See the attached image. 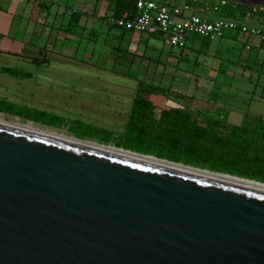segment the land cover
I'll use <instances>...</instances> for the list:
<instances>
[{"label": "water", "instance_id": "water-1", "mask_svg": "<svg viewBox=\"0 0 264 264\" xmlns=\"http://www.w3.org/2000/svg\"><path fill=\"white\" fill-rule=\"evenodd\" d=\"M77 142L0 124V264H264L263 190L146 159L264 184Z\"/></svg>", "mask_w": 264, "mask_h": 264}, {"label": "rangeland", "instance_id": "rangeland-1", "mask_svg": "<svg viewBox=\"0 0 264 264\" xmlns=\"http://www.w3.org/2000/svg\"><path fill=\"white\" fill-rule=\"evenodd\" d=\"M10 9L13 22L23 26L18 42L0 37V67L8 69L0 70L1 122L126 151L132 149L124 130L138 82L155 117L160 109H179L199 127L215 123V134L224 139L232 137L235 128L253 127L256 118L264 121V53L245 51L241 35L212 41L207 54L197 51L203 41L197 37L182 54L161 36L129 35L124 52L85 38L78 51L72 45H64L70 48L65 55L50 51L46 66L37 68L30 60L34 54L27 35L33 27H63L70 9L49 4L47 14H41L39 6L29 13L25 0H0L1 21ZM238 138L249 145L264 143L258 134L245 132ZM244 175L264 181V172Z\"/></svg>", "mask_w": 264, "mask_h": 264}, {"label": "trees", "instance_id": "trees-1", "mask_svg": "<svg viewBox=\"0 0 264 264\" xmlns=\"http://www.w3.org/2000/svg\"><path fill=\"white\" fill-rule=\"evenodd\" d=\"M117 17L124 11H132L133 5L126 1H116ZM194 6L205 7L206 11L220 18L234 19L241 16L246 7L242 5L219 0H187ZM42 8V4L39 5ZM45 11L48 9L45 7ZM81 15L72 12L65 32L72 36H81L83 28L77 23ZM237 35V32H232ZM121 36L124 33L120 34ZM148 36H156L150 34ZM69 40L54 43V47L62 43L65 47ZM211 40H203L197 50L207 54ZM78 46V43H74ZM116 50L117 47L115 48ZM184 50V49H183ZM181 50V53H183ZM187 60V57H184ZM188 61V60H187ZM8 71V69H3ZM130 79L135 78L133 72H128ZM146 91L142 83L137 84V95L133 98L125 125L124 135L132 145L130 152L140 155H148L157 159L181 164L212 173L229 175L264 184V181L256 180L244 175L245 172H264V143L249 145L247 141L238 138L240 134H258L264 138V121L256 118L253 127L243 126L232 131V137L224 139L215 134V123L209 122L206 127H199L191 122L190 115L179 109H160L158 116H154V106L148 98L142 97ZM240 172V173H239Z\"/></svg>", "mask_w": 264, "mask_h": 264}, {"label": "built area", "instance_id": "built-area-1", "mask_svg": "<svg viewBox=\"0 0 264 264\" xmlns=\"http://www.w3.org/2000/svg\"><path fill=\"white\" fill-rule=\"evenodd\" d=\"M126 1L133 5L132 11L111 18L110 23L118 31L132 35L155 34L164 38L170 48H187L192 37L202 40L229 38L237 32L244 39V49L252 47L251 39H264V31L249 25L251 21L264 24V6L246 7L244 13L234 19L208 18L201 14L205 7L190 5L187 0H112ZM224 4L225 0H219Z\"/></svg>", "mask_w": 264, "mask_h": 264}, {"label": "crops", "instance_id": "crops-1", "mask_svg": "<svg viewBox=\"0 0 264 264\" xmlns=\"http://www.w3.org/2000/svg\"><path fill=\"white\" fill-rule=\"evenodd\" d=\"M25 1L28 3L29 13H31L32 8L35 6H39L42 4V7L43 5H45V7L47 6L48 9L49 4H51L53 8L59 9L60 7H62L65 9H70L71 13L76 11L81 15L77 23V25L80 28H83V33L81 36H72L65 32L71 13L69 14V16H67L68 18L66 19V22L64 23L63 27L60 26L58 27V25L57 26L52 25L50 28H46L44 31H41L38 27L32 28L30 33L27 35V38H28V44L33 47L31 48L32 49L31 51L34 54V57H32L30 60L32 64H37V68H40L41 66L42 67L46 66L47 59L49 57V55L47 54L50 51L54 53L56 52L57 54L60 55H65L63 52H66L67 50L70 49L65 46L57 50L54 47V43L56 42L64 43L66 40H69L68 44L72 46H75L74 43H78V46L76 48V51H78L79 48L82 46L84 39L90 38L95 41L97 40L105 47L112 49L113 52L116 51L122 52L125 46L127 45V43H129V39L127 38L129 35L133 37L148 36V35H132L130 33L118 31L112 26V24L109 22L110 19L117 17L116 15L119 13V11H117V6L115 3L116 1H112V0H65V2H62L61 0L58 1L25 0ZM12 13H13L12 9L8 11V14L3 13L6 19L4 21L0 20V37L9 39L11 40L10 42H18L19 40L18 38H16V36L19 34V27H22L23 25L20 26L19 23L13 22ZM40 13L43 14V12ZM207 13L209 12H204L201 15L207 17L208 15ZM251 23L259 24L254 21L248 23L249 25L256 27L258 26ZM259 25L264 26V24H259ZM260 29L264 31L263 28ZM55 32L57 33L56 35L54 34ZM121 33H124V35L121 36L120 35ZM49 36L50 37L52 36V38L50 39L51 43L49 41L47 42L46 40V38H48ZM218 39L221 40L223 38H214L213 40H211V42ZM46 43H48V45H46ZM49 43H50V48H48ZM251 43H252L251 49H256L264 53V39L256 37L253 38ZM116 47L118 50L115 49ZM72 55H74V53H72ZM53 56H59V55H53ZM3 68L4 67H0V70H2ZM29 77L31 78L32 74Z\"/></svg>", "mask_w": 264, "mask_h": 264}, {"label": "bare ground", "instance_id": "bare-ground-1", "mask_svg": "<svg viewBox=\"0 0 264 264\" xmlns=\"http://www.w3.org/2000/svg\"><path fill=\"white\" fill-rule=\"evenodd\" d=\"M0 124L5 125V126H9V127H13V128H17V129H21V130H24V131L32 132V133H37V134H41V135H47V136H52V137H55V138H60L62 140H66V141L77 142L76 140H73V139L60 137V136H57V135H54V134H51V133L34 130V129H31V128H28V127H22V126H18V125H13V124L1 122V121H0ZM77 143H81V142L79 141ZM82 144L87 145V146H92V147H95V148H98V149H103V150H106V151H111L113 153L123 154V155H126V156L135 157V158H140V157L135 156V155H131V154L123 153V152L118 151V150H114V149H112L110 147L109 148H105V147H101V146H97V145L89 144V143H85V142H83ZM140 159H146V158H142L141 157ZM146 160H150L151 162L158 163V164H161V165H164V166H167V167H171V168H175V169H179V170H183V171H190V172H193V173H196V174H199V175H203V176H207V177H211V178H215V179H219V180H223V181H227V182H231V183H235V184H239V185H243V186H247V187H251V188H255V189H259V190H263L264 191V186L256 184V183H250V182H246V181L236 180L234 178H229V177H225V176H221V175H215V174H211V173H208V172L196 171V170H192V169H189V168H184V167H181V166H175V165H172V164H167V163H164V162L156 161L154 159H146Z\"/></svg>", "mask_w": 264, "mask_h": 264}]
</instances>
